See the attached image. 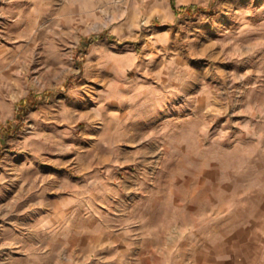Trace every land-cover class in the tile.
Masks as SVG:
<instances>
[{"label": "rangeland", "instance_id": "1", "mask_svg": "<svg viewBox=\"0 0 264 264\" xmlns=\"http://www.w3.org/2000/svg\"><path fill=\"white\" fill-rule=\"evenodd\" d=\"M213 8L0 0V122L78 78L8 140L0 264H264V0Z\"/></svg>", "mask_w": 264, "mask_h": 264}, {"label": "trees", "instance_id": "2", "mask_svg": "<svg viewBox=\"0 0 264 264\" xmlns=\"http://www.w3.org/2000/svg\"><path fill=\"white\" fill-rule=\"evenodd\" d=\"M214 4L215 0H211L207 6H201L195 3L177 6L175 0H170V5L176 17L186 16L190 19L202 13L207 14L209 17L216 15V11L213 8ZM102 39H110L119 42V39L114 34L110 33L108 30H103L98 33L83 36L80 44H91ZM84 55L83 49H77V62L80 68H82ZM77 81L78 78H76V75H72L55 88L47 89L43 92L30 91L25 97L16 102L13 117L7 119L5 122H0V162L8 151V140L17 137L24 129L29 111L39 104L48 103L57 95L66 93Z\"/></svg>", "mask_w": 264, "mask_h": 264}, {"label": "crops", "instance_id": "3", "mask_svg": "<svg viewBox=\"0 0 264 264\" xmlns=\"http://www.w3.org/2000/svg\"><path fill=\"white\" fill-rule=\"evenodd\" d=\"M174 16L176 17L175 13H174Z\"/></svg>", "mask_w": 264, "mask_h": 264}]
</instances>
